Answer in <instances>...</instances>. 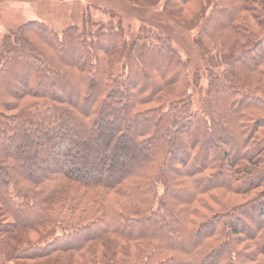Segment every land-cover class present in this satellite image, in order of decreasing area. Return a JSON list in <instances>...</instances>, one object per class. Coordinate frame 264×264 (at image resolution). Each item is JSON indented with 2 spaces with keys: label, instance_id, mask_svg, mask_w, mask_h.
<instances>
[{
  "label": "trees",
  "instance_id": "obj_1",
  "mask_svg": "<svg viewBox=\"0 0 264 264\" xmlns=\"http://www.w3.org/2000/svg\"><path fill=\"white\" fill-rule=\"evenodd\" d=\"M121 1L197 28L201 109L190 93L201 72L152 27L128 39L121 21L85 15L61 31L9 28L0 261L264 264V0ZM62 137L80 141L76 156L52 152ZM43 154L62 161H22Z\"/></svg>",
  "mask_w": 264,
  "mask_h": 264
},
{
  "label": "rangeland",
  "instance_id": "obj_2",
  "mask_svg": "<svg viewBox=\"0 0 264 264\" xmlns=\"http://www.w3.org/2000/svg\"><path fill=\"white\" fill-rule=\"evenodd\" d=\"M85 15H89L93 20H99L106 24L121 21L124 29H126L128 39L144 34L145 31H142L144 30L143 25L156 29L159 31V35L163 37L167 36L172 41V44L178 50L181 57L188 61L187 68L190 75L196 70L201 72L200 85L190 88V93L193 96L192 108L194 110L201 109V99L204 95V85H206L207 77L202 69L203 62L196 51V43L193 39V35L197 28H192L189 31L181 28L172 18L170 19V17L164 13L161 4H152L141 8L136 4H130L121 0H0V39L9 28L16 27L31 19L43 21L51 28L61 31L68 25L80 24ZM146 39H150L152 42L157 40L154 37H147ZM18 78L22 83H27V75H20ZM70 89H68L69 93L76 96L73 90ZM58 90L60 89L58 88L57 91ZM60 94L63 95L64 92L62 91ZM97 140L100 141L101 139ZM78 142L80 141L74 140V138L67 139L62 137L59 147L52 148V152L65 154L66 150L64 148H67L71 154L76 156L80 149V143ZM95 142L96 138L94 137V144ZM58 148H60V150ZM134 155H136V153ZM23 157L25 160L22 161H24L25 164L24 162L22 163L27 168H33L35 165L46 167L52 165L55 161H62V157H58L54 161L49 160V157H45L44 154L42 157H37V159L33 161L26 155H23ZM116 159L125 161L120 155H117ZM247 212L252 219L255 220L252 211L248 210ZM51 263L52 259H43L33 260L29 264ZM0 264L17 263L11 261L3 263L0 261Z\"/></svg>",
  "mask_w": 264,
  "mask_h": 264
}]
</instances>
